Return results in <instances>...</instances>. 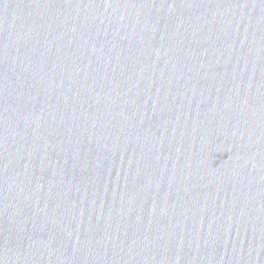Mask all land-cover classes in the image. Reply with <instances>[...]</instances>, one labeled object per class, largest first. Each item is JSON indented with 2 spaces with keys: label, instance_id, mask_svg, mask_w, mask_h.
I'll return each instance as SVG.
<instances>
[{
  "label": "water",
  "instance_id": "obj_1",
  "mask_svg": "<svg viewBox=\"0 0 264 264\" xmlns=\"http://www.w3.org/2000/svg\"><path fill=\"white\" fill-rule=\"evenodd\" d=\"M0 264H264V0H0Z\"/></svg>",
  "mask_w": 264,
  "mask_h": 264
}]
</instances>
